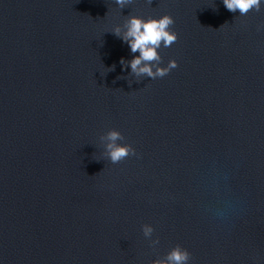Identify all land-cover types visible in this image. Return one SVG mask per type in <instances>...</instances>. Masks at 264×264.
Wrapping results in <instances>:
<instances>
[{
    "label": "water",
    "instance_id": "1",
    "mask_svg": "<svg viewBox=\"0 0 264 264\" xmlns=\"http://www.w3.org/2000/svg\"><path fill=\"white\" fill-rule=\"evenodd\" d=\"M162 15L176 39L141 65L168 71L135 72L128 20ZM176 247L264 264V0H0V264Z\"/></svg>",
    "mask_w": 264,
    "mask_h": 264
},
{
    "label": "clouds",
    "instance_id": "2",
    "mask_svg": "<svg viewBox=\"0 0 264 264\" xmlns=\"http://www.w3.org/2000/svg\"><path fill=\"white\" fill-rule=\"evenodd\" d=\"M126 0H117V3L123 6ZM261 0H223L224 6L229 11L239 9L241 13L246 12L251 7H258ZM173 23V20L168 15L160 17H152L142 19L140 17H130L127 23L126 31L121 36V39L129 45L130 51H139V56H134L128 63L130 68L138 73H147L149 76L163 75L168 71L167 68H157V72L153 73L148 64L141 65V61H150L158 59L156 48L159 47L160 41H164V45L168 46L176 39V33L168 31V26ZM119 35V30L116 32ZM141 65L140 67H137ZM170 67H175V62H170ZM119 137V133L111 131L108 133V138L113 143L108 145L109 157L112 162H117L128 155L129 146L117 145L114 141ZM150 229H145L149 231ZM187 252L179 247L173 248L166 257V261H154L153 264H181L187 260Z\"/></svg>",
    "mask_w": 264,
    "mask_h": 264
}]
</instances>
